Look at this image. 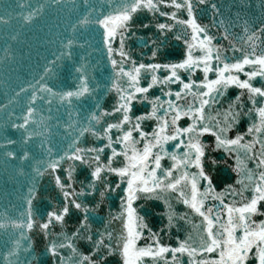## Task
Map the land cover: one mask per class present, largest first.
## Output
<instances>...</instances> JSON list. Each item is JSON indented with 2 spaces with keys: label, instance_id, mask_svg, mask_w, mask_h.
I'll return each mask as SVG.
<instances>
[{
  "label": "snow or ice",
  "instance_id": "snow-or-ice-1",
  "mask_svg": "<svg viewBox=\"0 0 264 264\" xmlns=\"http://www.w3.org/2000/svg\"><path fill=\"white\" fill-rule=\"evenodd\" d=\"M0 7L12 41L14 22L69 10L45 75L0 103V156L23 178L0 211V264H264V0L227 16L214 0ZM65 59L73 84L50 86ZM221 167L236 178L218 191ZM44 179L54 195L41 209ZM140 201L162 202L158 230Z\"/></svg>",
  "mask_w": 264,
  "mask_h": 264
},
{
  "label": "water",
  "instance_id": "water-1",
  "mask_svg": "<svg viewBox=\"0 0 264 264\" xmlns=\"http://www.w3.org/2000/svg\"><path fill=\"white\" fill-rule=\"evenodd\" d=\"M214 2L220 4L225 12V16L228 15L229 11L233 14L237 11L236 8H230L233 3H240L242 0H214ZM254 3H258V0H253ZM209 14H205L202 18L204 22H207ZM251 15V14H250ZM236 89H229V95H232L236 92ZM215 158L219 159L221 157V153H214ZM167 163V161H165ZM214 177V183L217 186V190L219 191L220 188L223 187L224 183H231L236 177L235 174L232 173L230 170L225 171L223 167L219 170L213 169L211 173ZM140 207L138 211H140L141 215L146 216V219L150 223V225H155L154 230H158L161 227L160 223V215H161V208H158L157 205H161L162 202L160 201H140ZM178 211H183L184 208L182 205L176 206ZM176 229L172 230V236L174 237ZM183 235V233H182ZM166 240L168 237L165 238Z\"/></svg>",
  "mask_w": 264,
  "mask_h": 264
}]
</instances>
